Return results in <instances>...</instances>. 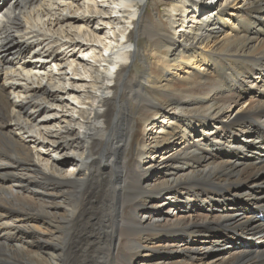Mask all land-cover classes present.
Instances as JSON below:
<instances>
[{
	"label": "bare ground",
	"instance_id": "6f19581e",
	"mask_svg": "<svg viewBox=\"0 0 264 264\" xmlns=\"http://www.w3.org/2000/svg\"><path fill=\"white\" fill-rule=\"evenodd\" d=\"M88 3L0 0V264H264V0Z\"/></svg>",
	"mask_w": 264,
	"mask_h": 264
},
{
	"label": "rangeland",
	"instance_id": "374dc122",
	"mask_svg": "<svg viewBox=\"0 0 264 264\" xmlns=\"http://www.w3.org/2000/svg\"><path fill=\"white\" fill-rule=\"evenodd\" d=\"M104 1V0H103ZM198 1H202V0H198ZM206 1V0H205ZM215 2H217V3H221L222 2V0H215ZM87 6H89L91 9L93 8V7H97V6H99V7H97V9L98 8H103V9H105L107 12V16H113V18H117V15H116V13H110L109 12V9H110V6L108 7V5H106L105 3L103 4L102 3V0H89V3H88V5ZM79 12V15L82 13L83 14V12H85V10H79L78 11ZM110 19V18H109ZM112 19V18H111ZM107 19H104V21H106ZM102 24H103V22H101ZM114 23L115 22H113V21H111V20H109V24H111V25H108V26H106L105 27V29H101V28H103L104 26L103 25H97V24H95V22H94V24L92 23V27L93 28H95V30H97L98 31V33H99V38H101L102 39V41H101V43L100 44H98V45H100V46H103V45H101L102 43L104 44H106L107 45V43H108V41H107V39H105V38H107L108 36H110L111 37V33H112V31H114V32H116L117 31V27L114 25ZM98 24H100V23H98ZM110 28H112V29H110ZM110 29V30H109ZM89 57V55L88 56H85V59H89L88 58ZM80 73L83 75V71L81 70L80 72H78L77 74H78V77H80V78H86L87 79V75L86 76H81L80 75ZM88 81H89V79H87ZM247 85H251L250 84V82H248L247 83ZM81 90H84L83 88L81 89ZM10 98H12V96L10 97ZM246 98H243V100H245ZM12 100V99H11ZM243 100H241V102H243ZM76 105H77V102H74ZM78 106V105H77ZM236 108H238V105H236L233 109H236ZM42 116V115H41ZM157 126V125H156ZM156 126L154 125V123H152V124H149L148 126H146V127H141V126H139L138 128H137V134H136V139H141V140H143V141H145V143L146 144H149V143H151L153 140H152V138H153V136H154V132H155V130H156ZM202 126L201 125H197V130H200V128H201ZM208 127V126H207ZM209 128V127H208ZM54 130H56V129H54ZM197 133H199V132H197ZM33 135V134H32ZM252 135H253V133H252ZM37 136V135H36ZM191 137H190V139H189V141H191ZM214 141H215V139H213ZM224 145H226V144H224ZM213 152H214V150H213ZM213 154H215V155H217L215 152L213 153ZM151 156V158H153V159H151L152 161H154V160H156V156H155V153L154 154H151L150 155ZM155 156V157H154ZM44 159V158H43ZM230 160H232V161H235L236 159H233V156H232V159H230ZM148 160H146L145 162H144V164H146V162H147ZM237 162H239L238 160H237ZM49 163L50 162H43L42 163V167L44 166V164L45 165H49ZM143 164V163H142ZM143 166V165H142ZM40 168V167H39ZM61 168H63V172L65 173L66 171L68 172L69 170H71V168H70V166L68 165V164H63L62 165V167ZM42 169V168H41ZM259 176H262V173L259 175ZM152 178H154V176L152 177ZM241 188H244L245 187V184L244 183H241V186H240ZM256 191V190H255ZM256 192H259V191H256ZM20 195H22V196H24V198L26 199V201L27 202H29V203H32L33 201H34V198H33V196H32V194L30 193V192H26V190L25 191H23L22 193H20ZM177 195H178V193H177ZM261 195H264V193H261ZM185 197H187V195L185 196ZM191 199V198H190ZM194 200H190V202L192 203ZM195 202V201H194ZM196 203V207H193V208H196V212L194 213V215L195 214H197V215H206V214H208L206 211H200L201 209H200V205H198V203L197 202H195ZM172 204V203H171ZM175 204V203H174ZM179 204V203H178ZM176 206V205H175ZM176 207H178V208H174V206H173V208H172V205H170V204H166L165 206H164V208H169L170 209V211L169 210H167L166 212H164L163 214L167 217V218H170V217H172L173 215H175V216H186V215H189V212L191 211L190 209H185V207H182V205L180 204L179 206H176ZM192 208V209H193ZM214 211V210H213ZM168 212H170V214L168 213ZM216 212H219V213H221L222 212V210L221 209H218V210H216ZM241 214H243L242 212H241ZM212 215V214H211ZM245 215V214H244ZM254 221H256L255 219H254ZM35 225H37V224H35ZM163 238H161V239H156L155 241H153L154 243L155 242H158L157 244H162V243H165V242H168L169 241V239H167V238H171V237H168V236H165V235H163L162 236ZM173 241L175 242V241H178V238H175V239H173ZM236 244V242L234 241V240H232V242H231V244H227V246H225V247H222V248H220V249H217L216 247H212L211 249H216V251H214V250H208V251H206V259H212V258H214L215 256H217V255H219V254H224V253H229V252H236V251H238V249H240V248H238V246L237 245H235ZM169 257H172V258H175V256L174 255H170ZM140 258H142V257H139L138 258V260H140ZM139 262V261H138Z\"/></svg>",
	"mask_w": 264,
	"mask_h": 264
}]
</instances>
